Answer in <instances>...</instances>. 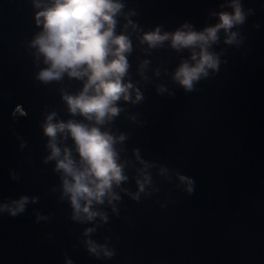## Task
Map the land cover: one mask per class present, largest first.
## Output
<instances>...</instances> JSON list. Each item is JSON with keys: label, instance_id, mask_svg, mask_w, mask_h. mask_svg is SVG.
Returning a JSON list of instances; mask_svg holds the SVG:
<instances>
[{"label": "water", "instance_id": "water-1", "mask_svg": "<svg viewBox=\"0 0 264 264\" xmlns=\"http://www.w3.org/2000/svg\"><path fill=\"white\" fill-rule=\"evenodd\" d=\"M219 2L128 0V6L136 8L133 19L146 28L161 23L171 30L184 20L202 27L207 10ZM243 3L255 10L240 29L245 44L227 48L226 63L214 76L191 93L168 82L175 96L158 95L146 84L145 100L127 105L140 123L123 114L114 121L129 136V156L139 148L143 158L192 177L194 190L188 194L156 178L160 191L140 202L121 194L120 215L94 234L98 241L109 236L116 254L98 260L79 245L84 226L68 218L67 203L50 191L58 183L52 164L41 162L43 105L61 119L68 114L57 85L33 79L36 68L25 48L37 30L31 0H0V199L39 197L22 215L0 213V264H64L65 253L73 264H264V0ZM137 54L130 57L133 74ZM157 55L167 57L170 69L177 63L170 50ZM65 85L69 91L80 86L67 80ZM17 104L27 116L13 119ZM34 209L50 219L36 222Z\"/></svg>", "mask_w": 264, "mask_h": 264}, {"label": "clouds", "instance_id": "clouds-1", "mask_svg": "<svg viewBox=\"0 0 264 264\" xmlns=\"http://www.w3.org/2000/svg\"><path fill=\"white\" fill-rule=\"evenodd\" d=\"M31 6L37 30L25 48L36 68L33 79L57 85L68 114L61 119L57 110L43 105L38 121L45 138L41 162L52 164L58 183L51 185L50 191L58 201L67 203L68 218L84 226L79 245L89 256L108 260L116 254L110 237L98 241L94 234L112 216L120 215L121 194L140 202L160 191L156 178L188 194L194 190L192 177L143 158L139 148L133 147L129 156V136L117 130L114 121L123 114L127 120L140 123L138 113L128 112L127 105L145 100L146 84L161 96H175L168 82L185 93L196 91L202 80L214 76L226 63L223 56L228 47L238 49L245 44L240 29L255 10L245 7L243 0H220L216 9L207 10L202 27L184 20L167 30L161 23L146 28L134 20L139 13L128 6V0H31ZM212 18L214 22H207ZM161 50L175 54L177 63L171 69L167 57L157 55ZM134 52L138 54L133 74L130 57ZM153 59L158 62L153 64ZM66 80L80 86L69 91ZM11 115L15 119L27 116V112L17 104ZM13 135L19 147L25 148L23 137L15 130ZM9 175L19 179L12 170ZM130 184L135 185L134 190ZM38 200V196L27 194L0 199V213L22 215ZM33 211L36 222L50 219V214ZM64 264H73L67 253Z\"/></svg>", "mask_w": 264, "mask_h": 264}]
</instances>
